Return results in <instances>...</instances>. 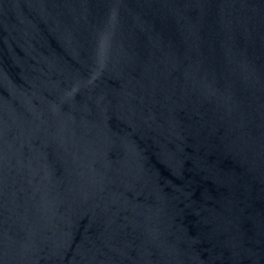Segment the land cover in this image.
Returning <instances> with one entry per match:
<instances>
[{"label": "water", "instance_id": "1", "mask_svg": "<svg viewBox=\"0 0 264 264\" xmlns=\"http://www.w3.org/2000/svg\"><path fill=\"white\" fill-rule=\"evenodd\" d=\"M0 264H264V0H0Z\"/></svg>", "mask_w": 264, "mask_h": 264}]
</instances>
